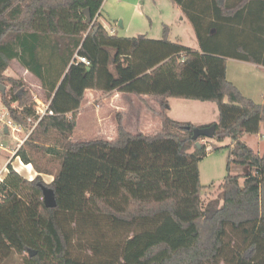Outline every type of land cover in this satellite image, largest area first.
<instances>
[{"label": "trees", "instance_id": "1", "mask_svg": "<svg viewBox=\"0 0 264 264\" xmlns=\"http://www.w3.org/2000/svg\"><path fill=\"white\" fill-rule=\"evenodd\" d=\"M103 1L0 0L1 103L17 123L35 115L28 85L5 74L17 60L53 111L14 156L37 175L8 163L0 184V264H264V152L241 141L264 132V103L226 78L227 58L264 66V0H170L198 49L169 40L166 24L159 39L110 33L97 19ZM87 89L159 98L160 129L130 134L118 119L114 139L74 142ZM169 98L214 102L217 120H175ZM210 126L211 137L201 132ZM226 138L227 170H249L227 173L204 203L198 163L221 148L209 139Z\"/></svg>", "mask_w": 264, "mask_h": 264}, {"label": "rangeland", "instance_id": "2", "mask_svg": "<svg viewBox=\"0 0 264 264\" xmlns=\"http://www.w3.org/2000/svg\"><path fill=\"white\" fill-rule=\"evenodd\" d=\"M99 12L101 13L99 16L101 24L110 33L118 36H137L139 34H144L149 38L159 39L163 36V26L166 24L169 27L168 39L171 41H175L177 37H180L182 44L190 46L191 43H193L192 39L194 40L195 38L191 25L189 23L183 25L182 21L179 19V14H181L180 10L177 6L175 7L170 0H104ZM17 62L18 61L16 60H12L9 70H7V75L17 80H22L28 85L29 93L36 104L35 106H41L42 103H46L47 98L44 96V91L40 87V84L35 80V77H32L31 74L27 75V72L23 73L19 66L20 63L18 62V64ZM227 64L229 77H231V73L234 76L235 73H237V70L229 67V64H232L230 61H228ZM241 85L242 87H246L243 82ZM2 86L5 87V90L9 87L7 83ZM124 101L126 100H123L122 103L125 107L129 106L132 108L129 116L126 112L124 114L122 111H118L120 110V107H115L113 103L118 102L116 99L109 101L107 98L101 97L96 98L91 103L87 104L86 108H84L83 111L81 110V114H77L76 126L71 136L72 140L74 142H78L95 138H109L113 133L112 130L116 129L115 125L118 119L121 121L122 125H126L132 134L139 132L148 134L155 133L157 128L154 126V116H156L157 113L155 114V111H148L147 113H149V115L144 117L142 120V117H138L139 113L136 109L137 107L144 108L146 103L143 104V101L139 98L131 101V103H126ZM261 101L262 100L260 98V103H264ZM171 102L174 105V109L170 112V117L173 119H188V121L191 122L194 120L192 122L193 124H198L195 123V121L212 123L217 120L218 110L217 105L214 102L190 100L186 104L192 105L186 107L181 104L174 103L181 101ZM12 105L15 106V103ZM3 108H5V106H3L0 99V112L3 111ZM113 109H115V111L112 112ZM176 109L185 110L186 116L184 117L186 118L179 119L182 116L178 114L179 112L174 111ZM128 112L130 111L128 110ZM134 114H137V117L131 116ZM143 123H145L147 127H142ZM25 132L26 130L22 128L19 135L23 136ZM249 137L250 140L253 139L251 134H247L246 137H244V142L250 141ZM0 142H3L6 146H15L14 140L6 130H0ZM229 142L230 140L227 138L223 141L209 139L208 143L210 146L214 145L221 148L215 151H209L207 155L198 163L200 183L205 186V188L201 191V199L204 203L218 195V187L227 173L244 174L249 170V167L246 165H237L234 163H231L229 170H227L226 165L228 161L229 149L225 144H229ZM262 142H264V139ZM248 143L253 146L252 142ZM257 149H261V151L264 152V144L260 145ZM8 157L9 153L0 150V167L5 164ZM10 158H12V156ZM39 163L42 165L45 164V157H40ZM12 164L15 165L17 169L19 168L17 158H13ZM19 171L24 176H30V173L26 170L19 168ZM41 177L45 182H50L52 178L51 175L45 174H42ZM208 186L211 187L209 188ZM85 237H87L86 234L79 238V241ZM86 252L88 253V251Z\"/></svg>", "mask_w": 264, "mask_h": 264}, {"label": "crops", "instance_id": "3", "mask_svg": "<svg viewBox=\"0 0 264 264\" xmlns=\"http://www.w3.org/2000/svg\"><path fill=\"white\" fill-rule=\"evenodd\" d=\"M102 5H103V3H102ZM102 5H101V7H102ZM178 9L181 12V14H179L180 15V18L179 19H180V21H182L183 25H186V23H189L191 25V23L185 17V15L181 11V9L180 8H178ZM100 14L101 13L99 12L98 20H99ZM191 27H192V25H191ZM192 30H193V27H192ZM111 31H112V29H111ZM193 33H194V30H193ZM194 37H195L194 40L192 39V42L193 43H191V45L189 47L198 49L199 48L198 47V41H197V38H196L195 33H194ZM177 38L180 39V37H177ZM228 61H230V63H232V64H229V67L235 68L237 70V73H235L234 76L231 73V77H229V73H228V64H227ZM19 66L22 69L21 71H23V73L24 72H27L28 73L27 75H30L31 74L32 77H35V80L40 84V81H39V79L36 76H34L32 73H30L28 70H26L22 65L19 64ZM7 70H9V67L5 71V74L6 75H7ZM226 78L229 81L233 82L245 96L250 97L253 100L258 101V102H260V98H261V100H262L261 102H264V100H263V98H264V66H262L260 64H256V63L244 61V60H238V59H234V58H227V61H226ZM242 82H243V84H245L246 87H242V85H241ZM101 97L107 98V100H109V101L116 99V101H118V102H113L114 105H115V107H117V108L120 107V110H118V111H122L124 114L126 112V114L128 116L131 113L132 108L129 107V106L128 107L126 106L127 107V109H126L125 105H123V103H122L123 100H126V101H124L126 103H129V102L131 103V101L138 99V98H136L133 95L125 94V93H121V92H117V91L110 92V93H103V92H100V91H96V90H92V89H87L85 91L84 100H83L82 105H81V107H80V109L78 111V114L79 115L81 114V110L83 111V109L86 108V105L87 104L91 103L96 98H101ZM139 99L141 101H143V104L146 103V105H145L144 108L137 107L136 110L139 113L138 117H140V118L142 117V120H143L144 117H146V116L149 115V113H147L148 111L149 112L155 111V114L157 113V115H158V112L161 109V101H160L159 98L151 97V96H143V97H141ZM171 101H181V102H174V103L175 104L176 103L181 104L182 106H185V107L186 106H189V105H192V104H186V103H188V101H190L188 99L169 98L168 99L167 108H166V112H167V114L169 116H171L170 112H172L173 109H174V105L172 104ZM194 105H196V104H194ZM128 110L130 112H128ZM113 111H115V109H113L112 112ZM174 111L179 112L178 114H180V116H182L180 118L178 117L179 119L186 118V117H184V116H186L185 115L186 114L185 113V110H183V109H181V110L176 109ZM157 115L154 116L155 117V119H154V121H155L154 122V126H155V128H157L156 131H158L160 129V120L158 119V116ZM131 116L132 117H137V114H134V115H131ZM174 118H177V117H174ZM179 121H188V119L179 120ZM189 122H191V121H189ZM195 123H198V124H207L205 121H195ZM122 127H123V129L126 132L132 134L128 130V128L126 127V125H122ZM142 127H147V126L145 125V123H143L142 124ZM112 132L113 133L111 134V136L109 138H106V139H114L115 138V136H116V129L115 130L113 129ZM139 133H141V132H139ZM143 134H148V133H143ZM246 135L247 134H243L241 136V139H242L241 141L244 142V137H246ZM252 136H253V139L250 140V137H249V140L250 141H248V142H252L253 146H255V147H253L250 143H248L246 141L244 143H246L247 145H249L255 152H257L259 154H262L263 152L261 151V149H257V148H259L260 145H263L264 144V142H262L263 139H264V132L261 129L258 133L251 134V137ZM229 144H230V142H229ZM225 145H228V144H225ZM15 158L18 159L19 168L20 169H23V170H26L28 173H30V176H24V175H22L20 173L19 168L17 169V167H15V165L12 164V167L17 172H19L22 176H24V177H26L28 179H32L35 175H37V172L33 169V167H32L31 164H24V163H22L20 161V159L18 157H15Z\"/></svg>", "mask_w": 264, "mask_h": 264}, {"label": "built area", "instance_id": "4", "mask_svg": "<svg viewBox=\"0 0 264 264\" xmlns=\"http://www.w3.org/2000/svg\"><path fill=\"white\" fill-rule=\"evenodd\" d=\"M79 61L85 63L86 65L89 64V61L83 57L78 56L77 57ZM14 107V105H12ZM49 101L46 100V103H42L41 106H35V115L30 116L27 118V124H20L12 120V118L9 116V111L6 108H3V111L0 112V130H6L8 131L9 135L15 142V146L10 147L6 146L3 142H0V150H3L7 153H9V157L7 158V161L5 164L0 167V184L4 179V176L6 172L8 171L7 164L11 163L12 160L15 158V153L17 149L20 147V145L24 142V140L28 137L30 132L33 130V128L36 126L38 121L44 116V115H52L53 111L49 109ZM24 128L26 132L23 136H20L21 129ZM211 146L207 145V149H210ZM12 156V158H10ZM19 158V157H18Z\"/></svg>", "mask_w": 264, "mask_h": 264}, {"label": "water", "instance_id": "5", "mask_svg": "<svg viewBox=\"0 0 264 264\" xmlns=\"http://www.w3.org/2000/svg\"><path fill=\"white\" fill-rule=\"evenodd\" d=\"M83 12L85 13L87 19L89 20L90 19L89 9L85 8L83 10ZM4 89H5V87L1 86V90L3 91ZM214 128H215L214 126H210V127L203 129L201 132H203L206 135L211 137L213 135ZM196 144L199 145L198 142ZM41 189H42V194H43V202H44L45 206L46 207H54L56 205V202H55V197H54L53 191L50 188L43 186V185L41 186Z\"/></svg>", "mask_w": 264, "mask_h": 264}]
</instances>
